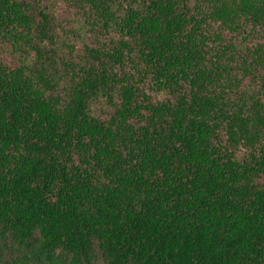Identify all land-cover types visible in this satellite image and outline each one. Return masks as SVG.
I'll return each mask as SVG.
<instances>
[{
	"label": "trees",
	"instance_id": "trees-1",
	"mask_svg": "<svg viewBox=\"0 0 264 264\" xmlns=\"http://www.w3.org/2000/svg\"><path fill=\"white\" fill-rule=\"evenodd\" d=\"M0 264H264V0H0Z\"/></svg>",
	"mask_w": 264,
	"mask_h": 264
}]
</instances>
